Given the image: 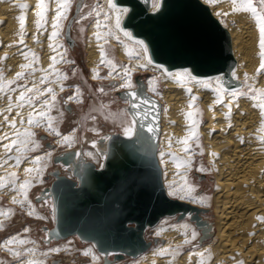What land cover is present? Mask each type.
I'll return each instance as SVG.
<instances>
[{
    "label": "bare ground",
    "instance_id": "obj_1",
    "mask_svg": "<svg viewBox=\"0 0 264 264\" xmlns=\"http://www.w3.org/2000/svg\"><path fill=\"white\" fill-rule=\"evenodd\" d=\"M74 1L66 19L58 22V35L49 40L54 31L56 0H44L45 16L40 28L36 26V13L40 11L37 0H0V182L4 185L0 187V264H264V131L260 130L264 96L259 95L264 93V70L257 72L259 30L252 13L245 10L247 0H236V11L232 0H200L230 35L235 60L231 77L239 82L235 87H227L221 75L191 74L195 80L187 75L176 78V73L189 70L167 71L162 65L148 64L135 43L139 39L131 36L129 40L124 36L128 30L116 28V17L121 22L126 7L110 9L108 0H97L100 5L93 9L86 26L85 64L89 81L95 82L99 90L108 86L102 80L114 82L115 91L134 88L135 72L155 70L162 75V88L157 76H146L144 82L150 94L158 95L153 94L161 106L156 156L162 183L170 198L188 207L184 216L176 213L162 217L144 232L146 250L135 256L123 254L118 259L110 253L104 263L103 255L91 242L82 246L69 236L54 246L44 245L40 238L32 237L35 229L31 222L23 227L18 223L16 229L20 210L31 219H48V200L35 204L32 191L43 183L58 147H63L61 153L80 149L78 121L70 119L65 111L67 105H78L85 99L76 79L77 68L72 77L67 70L73 63L64 40L68 41V36L71 42L69 17ZM252 3L260 12V0ZM20 4L27 7L20 9ZM158 4L159 0H151V11ZM20 15L25 16L23 33L17 20ZM86 16L76 21L74 30L82 31L81 22ZM101 50L105 53L103 63ZM147 57L150 59L148 52ZM17 73L22 75L17 78ZM126 83H131V88L122 87ZM22 93L24 98L19 100ZM69 96L75 98L69 100ZM192 96L197 99L192 101ZM29 114L32 124L27 122ZM49 123L60 135L48 128ZM124 124L122 133L133 127L132 122ZM89 130L96 132L92 125ZM43 133L54 139L48 148L39 138ZM63 136H69L70 143H65ZM92 139L84 134L82 143L91 144ZM81 152L95 164L102 160L94 146H86ZM194 175H203L208 181L196 183ZM12 238L15 242L9 244ZM21 240L24 243H19Z\"/></svg>",
    "mask_w": 264,
    "mask_h": 264
},
{
    "label": "water",
    "instance_id": "obj_2",
    "mask_svg": "<svg viewBox=\"0 0 264 264\" xmlns=\"http://www.w3.org/2000/svg\"><path fill=\"white\" fill-rule=\"evenodd\" d=\"M113 2L127 8L120 26L144 42L152 63L167 71L187 69L198 77L221 75L227 87L239 85L231 77L235 60L230 35L200 0H159L154 11L151 0ZM144 78L136 75L134 88L117 92L128 103L124 108L132 132L105 133L91 138V144L81 142L98 150L99 165L83 156L81 144L79 151L54 156L55 166L45 177L53 179L35 197L37 202L51 201L53 225L41 227L43 243L76 236L91 242L108 262L110 253L118 259L146 250V229L164 216L179 213L182 217L187 212L188 207L166 194L162 183L156 156L161 106L146 90ZM107 85L113 87L114 82ZM130 92L137 94L136 99Z\"/></svg>",
    "mask_w": 264,
    "mask_h": 264
},
{
    "label": "rangeland",
    "instance_id": "obj_3",
    "mask_svg": "<svg viewBox=\"0 0 264 264\" xmlns=\"http://www.w3.org/2000/svg\"><path fill=\"white\" fill-rule=\"evenodd\" d=\"M253 1L256 2V0H253ZM78 2H79V6H77ZM98 5H100V2L97 0H75L74 1V5L72 6V10H71V15L69 17V19L72 18V22L70 24V33H69L71 37V42L64 40L69 48V53H70L69 56H70L71 62L73 63V64L68 65V69H67L68 73L70 77H72V71H74L75 68H77L76 79L77 81H79V84L82 86L85 92V99L83 103L78 104V105L70 104L65 107V111L67 112V115L70 117V119L75 118L78 121L77 124H78V133H79V141H78L79 144L77 146L81 144L82 136L84 134L90 138L95 139V138L102 136L105 133L121 132L122 131L121 127L123 126L125 122L129 124L130 122H132L128 113L126 112L124 108V105L127 103V101L120 99L117 95V92L121 91L122 89L115 91L113 90V87L107 86L106 88L103 89V91H101L99 90L98 86L95 85V82L91 84L88 78V69L85 64V52H84L85 40H86V26H88L91 21L92 15L90 14H92L93 9L97 7ZM88 15L90 18L88 17ZM84 16L88 18L82 20L81 22V25L84 26L82 31L79 32V31L74 30L73 27L76 24V21L78 19L84 18ZM122 64H125V62H122ZM158 73L159 71H155V70H152L150 72H135L134 76L138 74H143L145 75V77L150 76V75L157 76L158 86L159 88H162V85H163L161 81L162 75ZM102 81H103L102 83H105V84L109 83L107 80H102ZM133 87H135V83ZM151 94L153 95L154 93H151ZM154 95L156 97L158 96L156 93ZM93 116L95 117V119H92ZM90 125L96 128L95 133H92L89 130ZM79 126H81L82 129ZM67 128L68 127L64 125L63 130H66ZM39 138L44 142V146L46 148H48L47 144H52L54 141V139H52L51 137H48L44 133L42 135L40 134ZM85 147L86 146L82 145L81 150H83ZM57 150L58 151L56 152V154H59L62 152L63 147H60V148L58 147ZM100 161H98L96 165H99ZM54 166L55 164L51 162V165L48 167L47 172L49 170H52ZM47 172H45V175L43 176V183L37 185L33 189L32 194H31L33 202L37 205L38 203L40 204L41 201L37 202L35 200V197L39 194L40 190L43 187L49 186L51 182V179L50 180L44 179ZM64 174L69 176V173L67 174V172L65 171H64ZM194 179L196 183H204L208 181L203 175L196 176V177L194 175ZM47 202L48 204L46 206L48 207V209L46 211V215H48V219L46 220L31 219L25 216V214L20 210V213L15 219L16 229L20 227V226H17L18 223L19 225L23 227L31 222L30 225H32V228L36 230V231L35 230L33 231L32 237L36 239L38 238L41 239V237L44 235V232L42 231L41 227L43 225L52 227L53 225L52 215L49 213V209H51L50 208L51 201L48 199ZM38 209L43 212L45 210L40 207ZM38 233L39 235L41 234V237L38 236ZM73 238L77 239L78 243H80L82 246L87 243H90V242H81L76 236H74ZM59 241H52L50 244H53L54 246ZM43 244L48 245L45 243ZM77 256L78 255L75 254V258ZM102 263H104V260H102Z\"/></svg>",
    "mask_w": 264,
    "mask_h": 264
},
{
    "label": "snow or ice",
    "instance_id": "obj_4",
    "mask_svg": "<svg viewBox=\"0 0 264 264\" xmlns=\"http://www.w3.org/2000/svg\"><path fill=\"white\" fill-rule=\"evenodd\" d=\"M209 2L211 3H216V2H219V0H209ZM56 4H57V10H56V14H55V17L53 19V23H52V28L54 29V31L49 35V40H51L53 37L57 36L58 33L57 31H55V29H57L59 27V20L61 19H66V13L68 11V9L71 7V0H56ZM232 4L234 5L233 7V11H236L238 10L235 5H236V0H232ZM260 5L262 6L261 8V11L258 12L257 9L255 7H253V3H252V0H247V3H246V7H245V10L247 11H250L252 13V16L253 18L255 19L256 21V25L258 27V30H259V56H260V65H259V68L257 69V72L259 73L261 70H264V0H260ZM18 7L20 9H25L27 7L26 4H20L18 5ZM36 7L38 9H40V11H38L36 13V16L38 17L37 21H36V26L37 28H40L42 26L41 24V21L44 19V16H45V2L44 0H37V4H36ZM108 7L110 9H116V5L112 2V0H108ZM117 11H126V10H117ZM106 17H107V14H105ZM218 15H220V13H218ZM223 15H227V13H223ZM17 20L19 21L20 23V29H21V33H23V29H24V25H25V16L24 15H20L17 17ZM97 27H99V23H97ZM120 27V20H119V16L116 17V28H119ZM124 36L127 37L129 40L132 39L131 37V34L128 33V32H124ZM96 38L99 40L101 37L99 34H96ZM22 39L20 41V43H22ZM135 43L140 47V49L142 50V54L144 56V58L147 60V63L148 64H151L152 61L151 59H148L147 57V52H148V49L147 47L145 46L144 42L143 41H140V40H137L135 41ZM49 47H51V45H49ZM100 56H101V63L104 62V56H105V53L103 50H101L100 52ZM0 59H3V58H0ZM53 60L55 59L54 57L52 58ZM142 67L144 65H141ZM21 67H27V65H22ZM159 67V66H157ZM22 75V73H17V78H19L20 76ZM165 75H171L170 73H165ZM184 75H187L188 77H190L192 80H195L196 78L194 76L191 75V73H176L175 76L176 78H180ZM125 76H127V71L125 72ZM95 78V76H94ZM122 87H126V88H131V83H126L124 85H122ZM30 91V90H29ZM101 91H103L101 89ZM153 91H155V89H153ZM191 91V90H189ZM250 91H252L250 89ZM130 96L133 97V99H136V96L137 94L135 92H130L129 93ZM235 95V93H234ZM259 95L261 96H264V93H259ZM24 98L23 96V93L20 95V97H18L19 100H22ZM75 97L73 96H69V100H73ZM55 99V97L53 96V100ZM197 98L195 96H192L191 97V100L192 101H195ZM133 107H135L136 105L133 104L132 105ZM192 107V103L190 102L189 103V108ZM261 107V123H260V130L264 131V103H262L260 105ZM40 115H43V113H40ZM188 116H191L192 113H188L187 114ZM92 119H95V117L93 116ZM29 124H32L33 123V120H32V117H31V114H29V118H28V121H27ZM13 127H15V125L13 124L12 125ZM48 128L53 131L56 135H60V133L58 131H56L55 128H53L52 124L49 123L48 124ZM151 131V129H149ZM125 132L126 133H131L132 132V128L129 126L128 128L125 129ZM26 135H31L30 133H25ZM19 135V133L17 134ZM63 141L65 143H70V137L69 136H63L62 137ZM243 142V141H241ZM182 143H187V141H182ZM13 145L16 144V141H13L12 142ZM19 150V149H17ZM185 151H187V149H185ZM26 172H30L31 169H25ZM27 182H25L24 184H21L20 185V188L21 189H24L25 186H26ZM0 187H4L3 183L0 182ZM172 194V193H170ZM17 201L15 200V198H13V203H16ZM29 215H32L31 212L28 213ZM6 215V214H5ZM257 219H262L260 217H258ZM25 231H27V229H25ZM192 239H195V233L193 232L192 233ZM15 242V238H12L8 241L9 244ZM187 242V241H186ZM19 243H24L23 240L19 241ZM52 251H58L57 249H53ZM166 251V250H165ZM163 254V253H162ZM16 255H19V253H16ZM84 255H88L87 252L84 253ZM201 255H203V253H201ZM29 264H35V262H29ZM242 264V262H241Z\"/></svg>",
    "mask_w": 264,
    "mask_h": 264
}]
</instances>
